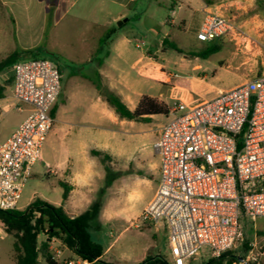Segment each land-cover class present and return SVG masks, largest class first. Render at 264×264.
Returning a JSON list of instances; mask_svg holds the SVG:
<instances>
[{
	"label": "rangeland",
	"instance_id": "1",
	"mask_svg": "<svg viewBox=\"0 0 264 264\" xmlns=\"http://www.w3.org/2000/svg\"><path fill=\"white\" fill-rule=\"evenodd\" d=\"M153 1L158 13L156 17L148 18L141 13L121 25L119 21L113 24L117 31L136 38L132 44L136 64L120 65L125 78L136 91L167 102L171 108L177 102V91L173 92L172 98L168 97L160 73L167 76V83L184 86L192 91V95L207 99L216 96L220 89L234 88L264 73V0H226L220 13L230 19L232 28L212 42L197 39L200 13L190 17L187 8L182 7L173 16L174 24H167L165 20L170 15L171 0ZM165 39L175 43L185 53L202 52L211 45H217L219 50L207 58H192L189 61L164 43ZM150 46L156 52L153 55L156 60L159 57L166 65H140L143 53ZM34 58H47L59 66L62 90L56 102L59 107L54 126L41 150L43 160L33 166L34 173L24 186L19 210H24L36 199H44L54 205L62 203L64 189L59 184L61 171L68 167L78 152L75 148L74 124L83 111L72 97L78 81L73 74H84L87 64L71 62L66 55L48 54H37L26 59L22 57L18 61ZM143 66L150 68L149 74L153 79L142 73ZM7 97H10V101L15 100L9 87L6 89ZM23 117L24 113L16 107L8 112L0 110V136ZM168 120L166 115H156L149 122L124 119V123L110 124V131L104 134L109 148L92 151L94 161L90 164L91 173L82 176L84 180L73 185L74 197H71L70 203L76 210L86 208L75 199L88 209L101 199L102 208L91 224L90 234L104 250L113 242V246L106 251L105 259L115 258L116 264H140L155 257L172 264L165 224H142L139 220L160 177V157L154 145L159 139L157 130ZM82 153L80 161L84 162ZM47 164L53 172L47 168ZM70 171L63 175V179L69 182ZM109 177H113L111 184L108 183ZM243 224L245 239L231 251L233 256H247L252 249L257 258L253 263L264 264V218L255 221L243 219ZM10 237L0 244V264H14L11 259L14 237ZM44 237L41 235L39 241ZM59 247L64 248L61 241ZM65 257H72V254L67 251L61 261ZM210 260V250L204 248L201 255L188 261V264H207Z\"/></svg>",
	"mask_w": 264,
	"mask_h": 264
},
{
	"label": "built area",
	"instance_id": "2",
	"mask_svg": "<svg viewBox=\"0 0 264 264\" xmlns=\"http://www.w3.org/2000/svg\"><path fill=\"white\" fill-rule=\"evenodd\" d=\"M231 28L230 19L209 11L197 39L212 42ZM0 84L13 88L17 110L21 103L32 107L0 144V209L18 210L55 123L52 110L62 90V73L54 61L34 58L0 70ZM166 116L169 120L155 144L160 157L158 187L139 220L165 224L172 264H188L204 248L217 260L244 241L243 219L264 218V73L220 90L211 99L178 98ZM52 251L61 261L63 249ZM241 257L237 264L257 261L252 249ZM97 261L77 256L61 262Z\"/></svg>",
	"mask_w": 264,
	"mask_h": 264
},
{
	"label": "crops",
	"instance_id": "3",
	"mask_svg": "<svg viewBox=\"0 0 264 264\" xmlns=\"http://www.w3.org/2000/svg\"><path fill=\"white\" fill-rule=\"evenodd\" d=\"M225 1L171 0L169 4L170 15L165 20V23L173 25V16L182 7H186L190 17H194L196 13L201 14L198 20V27L196 28L197 33L206 13L209 11L222 12L221 7ZM155 4L153 0H0V62L6 60L14 52L19 53L20 56L18 59L22 57L26 59L28 56L25 53L27 51H33L39 55H66L71 62L87 64L84 74H73V77H76L78 81L75 85L76 93L72 94V97H74L77 106L83 110L74 124L75 148L78 152L70 161L68 167L61 171V178L59 180V184L64 182L70 186V192L66 200L63 199L61 204L55 205L62 206L71 217L88 210L82 202L74 198L77 203L86 208L83 211L76 210L72 207L70 200L71 197H74L73 185L80 180H84L82 176L91 173L90 164L94 161L92 151L109 148L104 138V134L110 131L109 125L124 123V119L116 113L106 98L97 90L93 82L96 77V71H99L103 84L119 95L131 110L137 107L141 97L145 95L143 92H138L134 89L133 84L125 78L123 74L124 70L120 67V65L136 64L132 50V44L133 41H136V38L134 35L117 31L113 27V24L116 21H123L122 23H125L130 17H138L141 13L148 18H154L158 14ZM157 4H159L158 1ZM110 31H114L115 35L111 44L110 55L98 67L94 60V55L96 54L102 37ZM181 54L189 61L192 58L195 60L199 58L197 56H189L187 52ZM153 55H156V52L150 46L143 53V59L140 65H166L159 57L157 61ZM144 66L141 69L142 73L148 76V78L153 79L149 74L150 68L145 69ZM160 75L162 80H164L161 82L165 83L168 97L172 98L173 92L177 91V99H207L196 94H193V97L191 90L184 86L167 83V76L164 73H160ZM0 86H5L6 89L9 87L13 94V88L9 84H0ZM14 107V100L10 101V97L6 98L5 90L4 96L0 98V110L8 112ZM31 109L32 107L28 104L22 105L21 110L18 111L24 113L23 119L15 122L9 130L2 133L0 136V144L27 118ZM154 118L155 116L150 121ZM157 131L160 132V130ZM154 148L156 154L159 155L155 145ZM82 152L85 157L84 162L80 161ZM69 169L71 170L70 182L63 179V175H66ZM49 170L53 172L51 167H49ZM158 171H160V168ZM158 183L159 178L153 196L158 187ZM42 200L48 202L47 200ZM9 238H11L10 235L0 226V244ZM56 244L59 247L60 240L53 238L50 241V248L56 247ZM112 246L113 242L104 250L101 257L104 264H116L115 258L105 259L106 251ZM63 247L64 255L68 251L72 254V257H77L64 244ZM12 254L13 249L11 259L16 264Z\"/></svg>",
	"mask_w": 264,
	"mask_h": 264
},
{
	"label": "trees",
	"instance_id": "4",
	"mask_svg": "<svg viewBox=\"0 0 264 264\" xmlns=\"http://www.w3.org/2000/svg\"><path fill=\"white\" fill-rule=\"evenodd\" d=\"M114 37V31H110L102 37L94 55L98 67L110 55ZM164 43L179 53H185L175 43L169 42L167 39L164 40ZM218 50L217 45H211L205 51L191 52L187 55L207 58ZM25 54L28 57L37 55L33 51H27ZM19 56L18 52L12 53L6 60L0 62V70L17 62ZM93 82L99 93L106 98L122 119L149 122L153 116L167 115L169 112L166 103L148 95H143L137 107L131 110L119 95L103 84L99 71H96ZM5 90V86H0V98L4 96ZM57 109L58 105L55 104L52 110L53 116H55ZM112 179L113 177H109V184H111ZM60 184L64 189L63 199L66 200L69 196L70 186L64 182ZM101 208L102 201L98 199L87 211L71 217L62 206H55L41 199H36L24 210L0 209V226L8 235L14 237L12 256L16 264H63L55 259L50 248V241L53 238L60 240L75 255L90 261L98 259L96 264H104L101 260L104 249L101 244L92 239L90 234L91 224L98 218ZM41 235L45 237L39 241ZM245 247H247L246 243ZM226 260L236 262V257L230 251L217 260H210L208 264H217L219 261ZM140 264H168V262L155 257L148 258Z\"/></svg>",
	"mask_w": 264,
	"mask_h": 264
},
{
	"label": "water",
	"instance_id": "5",
	"mask_svg": "<svg viewBox=\"0 0 264 264\" xmlns=\"http://www.w3.org/2000/svg\"><path fill=\"white\" fill-rule=\"evenodd\" d=\"M126 20V19H125ZM123 21H119V25L122 24ZM243 258L242 257H237L236 262H242ZM236 262L232 260H226V261H219L217 264H237Z\"/></svg>",
	"mask_w": 264,
	"mask_h": 264
}]
</instances>
